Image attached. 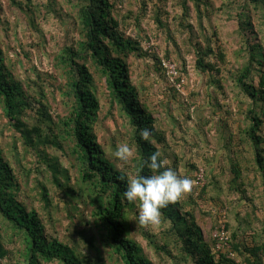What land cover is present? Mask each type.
I'll use <instances>...</instances> for the list:
<instances>
[{"label": "rangeland", "instance_id": "374dc122", "mask_svg": "<svg viewBox=\"0 0 264 264\" xmlns=\"http://www.w3.org/2000/svg\"><path fill=\"white\" fill-rule=\"evenodd\" d=\"M15 1L23 6L26 4V0ZM32 5L37 17L28 24L30 16L33 17L25 7L22 10L12 0H0V45L20 83L28 90L41 87L49 113L54 118L56 115L64 117L68 114L67 98L61 93L67 90V77L58 59L65 49L76 50L81 40L75 21L76 2L32 0ZM116 12L120 29L139 42L143 53V56H131L128 60L130 81L137 88L141 103L153 116L156 130L165 138L164 149L159 147L162 157L181 177L195 181L198 170L203 171L204 185L194 184L178 202L181 212L192 215L202 238L208 243L226 223L228 241L236 234L233 240L236 243L264 246V193L260 178L252 172L253 150L245 136L250 118L256 114L263 121L258 134L264 138V101L255 102L234 79L250 65L249 46H259L264 55L263 12L243 0H116ZM198 45L203 50H212L204 59L212 66L209 72L196 67ZM161 60L176 66L179 90L169 82ZM86 65L99 101L98 120L94 126L96 142L118 170L129 178L134 177L135 156L127 165L114 157L116 147L125 142L135 152L130 128L110 103L104 80L93 70L91 61ZM214 66L218 73L213 71ZM252 68V85L257 87L256 72L258 69L264 72V59L262 66L254 64ZM12 124L0 112V145L11 164L14 156L21 162L22 172L16 174L27 198L26 204L41 210V203L30 195L35 180L43 182L49 189L53 205L54 222L49 224L50 230L53 229L59 240L74 245L82 255L93 258V251L73 234L74 229L82 231V236L90 234L93 221L90 209L80 206L78 212L73 213L64 207L59 193L48 183L44 166H35V156L25 148ZM47 153L66 166L61 152L52 149ZM232 164L243 170L241 190L245 191L249 202L229 184ZM129 223V237L153 264H191L179 258L173 239L167 238L171 243L168 247L164 245L166 223L163 222L158 231L146 229L140 226L135 214ZM1 235L8 255L0 264H24L20 238L12 237L5 227H1ZM94 244L101 250L104 264H122L107 249H101L97 241ZM229 250L227 242L223 251ZM169 253L178 259L173 260ZM241 254L233 252L230 255L235 264H246L248 256ZM250 261L252 264L253 260ZM261 262L264 264V254Z\"/></svg>", "mask_w": 264, "mask_h": 264}, {"label": "trees", "instance_id": "16d2710c", "mask_svg": "<svg viewBox=\"0 0 264 264\" xmlns=\"http://www.w3.org/2000/svg\"><path fill=\"white\" fill-rule=\"evenodd\" d=\"M74 1L77 7L75 21L81 40L76 50L67 48L58 59L67 77V90L61 93L67 98V116L56 115L54 118L49 113L42 88L28 90L20 83L7 64L1 45L0 112L9 123H13L12 127L18 131L23 145L35 156V166H44L48 183L59 193L64 207L73 213L78 212L80 206L90 209L93 220L90 234L82 236V231L75 229L73 234L78 235L85 246L93 251V258L82 255L74 245L59 240L53 229L50 230L49 224L54 222L53 205L49 189L43 182L35 180L33 194L29 189L31 199L41 203V210L26 204L27 198L16 174L22 172L21 162L14 156L11 164L0 145V262L8 255L1 235V227H5L12 237L20 238L24 264H104L101 250L94 244L96 241L101 249H107L122 264H153L129 237L130 217L135 214L137 219L139 213L138 205L129 203L123 196L129 176L116 168L96 142L94 126L98 120L99 101L93 77L86 65L87 61H91L93 70L104 80L110 103L118 109L130 128V140L135 148V175L138 172L150 175V170L143 166L144 161L153 152L159 151V147L163 150L166 141L156 130L153 116L148 107L141 103L139 92L130 81L128 60L131 56H143V53L139 42L126 36L120 29L116 0ZM243 1L261 10L264 15V0ZM12 2L19 9L24 10L25 7L33 17L30 16L28 24L33 23L37 16L32 0H26L24 6L15 0ZM198 47L195 51L196 67L202 72H209L212 66L204 59L212 54V50ZM249 52L250 65L234 79L236 85L255 102L264 101V72L259 69L256 72L259 78L257 87L252 85L251 78L253 65L262 66L264 55L259 46H249ZM213 71L218 73L215 66ZM36 77L41 79L38 75ZM250 113L253 114L252 111ZM250 119L245 136L253 150L251 168L254 175L260 178L264 193V138L258 134L263 121L256 114ZM143 129L152 132L151 143L141 139ZM52 149L61 152L66 166L60 164L56 156L47 153ZM230 172L232 178L229 184L233 191L247 199L245 191L241 190L243 170L239 169V165L232 164ZM179 206L176 203L161 211L163 222L168 225L164 232V245L168 247L171 243L167 238L173 239L183 262L235 264L230 255L233 252L242 255L243 252L248 256L245 258L246 264H251V259L252 264H262L263 245L248 247L244 243H236L233 241L235 234L233 240L228 241L230 250L218 252L215 250L216 240L212 238L210 243L205 241L192 215L182 213ZM224 225L227 232L226 223ZM171 258L178 259L174 256Z\"/></svg>", "mask_w": 264, "mask_h": 264}, {"label": "clouds", "instance_id": "9594fccd", "mask_svg": "<svg viewBox=\"0 0 264 264\" xmlns=\"http://www.w3.org/2000/svg\"><path fill=\"white\" fill-rule=\"evenodd\" d=\"M140 137L152 142V132L148 129L141 130ZM134 156L135 152L127 142L119 144L114 151L115 159L124 165ZM168 165L169 161L162 157V153L155 151L143 164L151 174L141 175L138 172L127 180L123 196L129 203L138 205V222L146 229L160 230L163 223L161 210L185 198L195 184L193 179L181 177Z\"/></svg>", "mask_w": 264, "mask_h": 264}, {"label": "built area", "instance_id": "2783aa9c", "mask_svg": "<svg viewBox=\"0 0 264 264\" xmlns=\"http://www.w3.org/2000/svg\"><path fill=\"white\" fill-rule=\"evenodd\" d=\"M161 66L164 69L166 76L169 78V82L175 86L177 90L180 88V84L176 82L177 80V70L176 66L171 62H166L161 60ZM195 185L197 187H202L204 185V175L202 170H198L195 177ZM216 240L215 250L223 251L227 245L228 238L225 234L224 226L217 232L214 236Z\"/></svg>", "mask_w": 264, "mask_h": 264}]
</instances>
